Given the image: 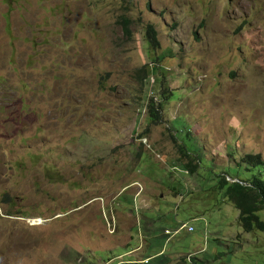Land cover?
<instances>
[{
	"label": "rangeland",
	"instance_id": "rangeland-1",
	"mask_svg": "<svg viewBox=\"0 0 264 264\" xmlns=\"http://www.w3.org/2000/svg\"><path fill=\"white\" fill-rule=\"evenodd\" d=\"M246 153L264 157V0H0V264H264L215 187Z\"/></svg>",
	"mask_w": 264,
	"mask_h": 264
},
{
	"label": "trees",
	"instance_id": "trees-1",
	"mask_svg": "<svg viewBox=\"0 0 264 264\" xmlns=\"http://www.w3.org/2000/svg\"><path fill=\"white\" fill-rule=\"evenodd\" d=\"M123 32L124 37L133 36V21L127 15H121L117 23ZM146 41L151 47H158L159 41L153 25H148L145 31ZM145 67H143L144 69ZM158 66L151 67L155 71ZM161 96V95H160ZM148 108V117L151 122H156L161 117L163 106L156 103L153 97H149L146 102ZM189 136V133H185ZM176 140V137L174 136ZM184 157H189L190 161L184 163L189 173H195L198 169L199 162L194 163V158L189 153L190 150L180 145ZM243 168L236 167L233 170L232 178L221 173L217 174L215 187L224 192V196L239 209V220L246 231H252L254 228L264 230V221L259 216V211H264V157L260 153H246L242 157ZM182 223V222H181ZM179 223V225L181 224ZM165 231V230H164ZM166 235V234H165ZM162 250L158 251L161 253ZM156 254V253H155ZM152 255H148L147 258ZM150 260V259H149ZM148 262L146 263H149ZM181 264H201L195 257L188 260L182 258Z\"/></svg>",
	"mask_w": 264,
	"mask_h": 264
},
{
	"label": "built area",
	"instance_id": "built-area-1",
	"mask_svg": "<svg viewBox=\"0 0 264 264\" xmlns=\"http://www.w3.org/2000/svg\"><path fill=\"white\" fill-rule=\"evenodd\" d=\"M183 229H187V231L192 232L195 230V227H194V225H192L190 223L183 222L180 225H178L175 229H166L165 234L169 235V236H175V235L179 234L180 231ZM190 256H192V255L190 254Z\"/></svg>",
	"mask_w": 264,
	"mask_h": 264
}]
</instances>
